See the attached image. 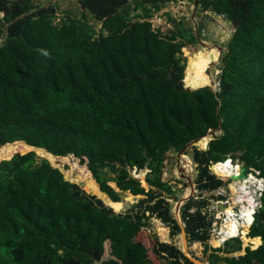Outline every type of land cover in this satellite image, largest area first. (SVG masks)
Segmentation results:
<instances>
[{"label":"trees","instance_id":"obj_1","mask_svg":"<svg viewBox=\"0 0 264 264\" xmlns=\"http://www.w3.org/2000/svg\"><path fill=\"white\" fill-rule=\"evenodd\" d=\"M169 1L76 0L80 17L56 22L55 4L0 0V151L13 152L0 159V264H195L147 238L153 218L171 239L183 227L207 264H264V0H197L198 12L234 24L216 90L211 54L185 69L181 50L198 38L184 21L168 16L165 33L152 27ZM210 131L220 133L190 151L199 197L226 186L210 166L230 160L263 183L237 232L254 249L239 256L238 237L209 244L207 199L184 201L178 222L172 186L159 178L168 153ZM36 150L76 160L111 204L125 192L143 198L117 213ZM133 170L146 171V187Z\"/></svg>","mask_w":264,"mask_h":264},{"label":"rangeland","instance_id":"obj_2","mask_svg":"<svg viewBox=\"0 0 264 264\" xmlns=\"http://www.w3.org/2000/svg\"><path fill=\"white\" fill-rule=\"evenodd\" d=\"M31 1L34 6L55 4L57 14L55 20L56 22L65 16H74L77 18L80 17V9L76 0ZM2 16L3 14L0 13V17ZM168 16L175 19L176 21H184L198 38L196 44L187 45L181 50L182 56L185 58V69L187 66L189 70L194 71L196 67L202 64L206 54L209 53L213 56L211 64L209 65L206 73L211 78V83L208 86L213 90H216L217 78L221 68V58L226 50V44L234 32V24L229 20H226L223 17L217 16L210 12H198V7L196 9L194 6V0H170L160 12L153 16L150 21L152 27L162 33L167 32L172 28V24L168 21ZM198 34H200V36ZM189 83V77L185 80V83L183 79L184 87L187 88ZM219 133V131H210L208 135L204 137V139L202 138L203 140H196L195 142L188 145V147L179 157H177L178 152H170L167 155L162 169V180L165 182H170L173 189V194L175 198H177L176 202H174L172 199H170L169 202L171 204L172 215L178 220V222L179 209L177 206L179 202H181V205L184 203V198H204L208 200V207L214 208L217 196L222 195L230 202L229 206H227V210L229 211H231L230 208L237 198L238 190L235 184L237 182H231L229 180L230 176H221L218 173L216 174L213 166H210L211 173L224 182H227L226 186L214 192L203 193L201 197L198 196L199 193L195 189L194 180L196 171L190 158V151L192 147L198 148L200 150L205 149L208 141ZM20 149L21 147H17L14 150H25V148H22L21 150ZM35 152L39 159H48L51 164L60 168L64 172L67 179L77 183L85 192L94 194L95 196L98 195L99 197H97L99 199L104 200L106 204L111 206L117 213L125 212L131 207L132 204L136 203L137 200L143 198L142 196L131 197L128 192H125L121 195V202L119 204H111L104 195L99 194L93 187L89 175L86 173L85 169L77 163L76 160L74 161L67 158L54 160L52 158L50 159L48 155H45L40 150H36ZM9 154H5V152L0 151V159L7 157ZM231 164L236 165L238 163H233L231 161ZM145 173L146 171H140L136 173L133 170L131 175L135 178H138L140 182L146 187L144 183ZM110 185L114 187L113 183H110ZM250 205L252 204L250 203ZM234 212L236 213V216L240 218L238 228L241 231V226L244 224V208H238V210H235ZM215 222L217 223L218 229L224 228V226L228 223L227 220L223 221L222 219H217ZM168 232L169 229L154 218L150 220L148 228L144 230V234L147 236V238L152 236L157 237L161 242L173 243L180 250H186L191 259L198 261L199 264H206L202 255L203 246L200 243L188 245V243L184 241L181 234L171 239ZM236 237L239 238L242 244V250L240 253H243V248L245 246H249L250 248L252 247V244L244 243V241L241 239V235L237 234ZM209 244L214 248L218 247L217 241L212 237L209 238Z\"/></svg>","mask_w":264,"mask_h":264},{"label":"built area","instance_id":"obj_3","mask_svg":"<svg viewBox=\"0 0 264 264\" xmlns=\"http://www.w3.org/2000/svg\"><path fill=\"white\" fill-rule=\"evenodd\" d=\"M240 166L241 165L238 164L234 165L235 170L233 171V174H238ZM257 175L258 172L251 169L246 174L245 179L243 181L235 183L238 193L234 204L230 208L231 211L227 210V206H229L230 202L226 198L223 200H217L214 204V208H206L205 213L208 215L209 218L212 217L213 219L209 234L210 237L214 238L217 241L218 246H220L226 240L236 236H225L223 228L218 229L215 220L222 219L223 221L227 220L228 222L233 221L236 226L239 227L240 218L236 216V213L234 211L238 210V208L249 207L254 212V210L259 206L258 198L260 197L263 183L262 179L257 177ZM250 203L252 205H250Z\"/></svg>","mask_w":264,"mask_h":264},{"label":"bare ground","instance_id":"obj_4","mask_svg":"<svg viewBox=\"0 0 264 264\" xmlns=\"http://www.w3.org/2000/svg\"><path fill=\"white\" fill-rule=\"evenodd\" d=\"M217 60V59H216ZM215 61V60H214ZM204 139V138H203ZM202 139V140H203ZM209 140V139H208ZM197 144V143H196ZM200 147V146H199ZM202 148V147H201ZM191 166V165H190ZM186 167V166H185ZM235 170L234 165L231 164V161H228L225 163L224 166L219 167L216 171V174L218 173L221 176H231L233 174V171ZM182 171V170H181ZM176 210V209H175ZM249 210L250 208L245 207L243 216L244 219L248 218L249 216ZM223 231L225 233V236H235L238 232V227L233 221H229L223 228ZM217 245V244H216Z\"/></svg>","mask_w":264,"mask_h":264},{"label":"water","instance_id":"obj_5","mask_svg":"<svg viewBox=\"0 0 264 264\" xmlns=\"http://www.w3.org/2000/svg\"><path fill=\"white\" fill-rule=\"evenodd\" d=\"M194 6H195V8L197 9V0H195V2H194ZM185 89H187V90H193V89H190V88H186L185 87ZM196 89V88H195ZM193 142H195V141H193ZM193 142H191V143H193ZM191 143H189V144H187L184 148H182L179 152H178V154H177V157H179L181 154H182V152L183 151H185V149L188 147V145H190ZM251 170V168L249 167V166H247V165H244V164H242L241 166H240V170H239V172H238V174H232L230 177H229V180L231 181V182H241V181H243L244 179H245V176H246V174L249 172ZM162 177V174L160 173L159 174V178H161ZM136 179H138V178H136ZM139 180V179H138ZM140 181V180H139ZM114 187H115V185H114ZM189 198L187 197V198H184L183 200L184 201H187ZM181 206V202H179L178 203V209H179V207ZM181 234L183 235V236H185V232H184V229H183V227H181ZM246 247V246H245ZM242 253H240V252H236L235 254H234V256H239V255H241ZM195 264H199V262L198 261H196V260H192Z\"/></svg>","mask_w":264,"mask_h":264},{"label":"crops","instance_id":"obj_6","mask_svg":"<svg viewBox=\"0 0 264 264\" xmlns=\"http://www.w3.org/2000/svg\"><path fill=\"white\" fill-rule=\"evenodd\" d=\"M130 195V194H129ZM131 197H137V196H132V195H130ZM247 232H248V229H247ZM169 233V232H168ZM181 234V233H180ZM182 235V234H181ZM183 236V235H182ZM183 239H184V241L185 242H187L188 243V245H190V243L188 242V239H187V237H186V235L185 236H183ZM251 249H254V248H252L251 247ZM182 251V253L186 256V257H188L189 259H191L190 257H189V255H188V253H187V251L186 250H181ZM191 260H193V259H191ZM207 264V263H206Z\"/></svg>","mask_w":264,"mask_h":264},{"label":"clouds","instance_id":"obj_7","mask_svg":"<svg viewBox=\"0 0 264 264\" xmlns=\"http://www.w3.org/2000/svg\"><path fill=\"white\" fill-rule=\"evenodd\" d=\"M45 55H47V53H45Z\"/></svg>","mask_w":264,"mask_h":264}]
</instances>
